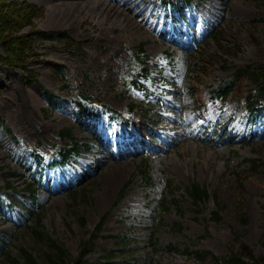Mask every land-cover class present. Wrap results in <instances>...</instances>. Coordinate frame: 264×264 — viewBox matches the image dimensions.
<instances>
[{"label":"rangeland","instance_id":"obj_1","mask_svg":"<svg viewBox=\"0 0 264 264\" xmlns=\"http://www.w3.org/2000/svg\"><path fill=\"white\" fill-rule=\"evenodd\" d=\"M25 1L44 9L35 24L54 34V40L36 44L44 62L30 64L36 73L31 85L18 72H9L11 77L0 74V192L14 202L16 212L11 216L21 218L26 212L20 204L30 200L23 191L32 181L25 167L33 161V151L49 158L55 148L71 145L62 133L66 129H74L76 142L93 145L74 115L83 96H89L133 123L163 121L159 127L164 141L180 142L168 148L158 141L163 150L148 158L154 180L149 189L137 173L140 157L113 161L96 148L77 156L73 167L83 172L94 163V177L77 187L82 195L76 200L65 191L51 195L40 190L41 233L63 244L72 259L83 249L88 251L91 263L103 262L112 251L117 259L134 258L144 264H202L184 251L209 250L225 256L236 237L264 256V137L214 148L185 136L199 135L201 126L211 132L216 123L229 121L233 132L244 133L241 122L247 115L242 101L253 82L246 75L237 79L226 104L212 103L209 94L235 71L264 65V0H191V5L180 0L194 26L200 29L206 21L216 26L199 48L185 54L161 37L160 0H138L131 10L119 5L125 0ZM62 33L73 42L65 44L59 38ZM143 56L149 57L145 63L140 60ZM136 67H145L151 77L158 73L164 77L157 86L148 84L153 96L129 86ZM46 91L60 96L63 108L50 107ZM200 108L204 118L197 116ZM182 121L189 126L179 124ZM260 133L264 136V128ZM247 159H258L259 167L245 164ZM193 181L210 194L204 206H194L186 192ZM127 183H131L127 196L113 208ZM216 209L220 222L212 220ZM107 213L98 234L95 228ZM108 235L129 240L122 244L102 237ZM2 241L6 247L0 249V264H13L11 259L23 264V251L35 264H45L46 240L37 239L29 228H16L0 213V246ZM3 251L11 253L9 259Z\"/></svg>","mask_w":264,"mask_h":264},{"label":"trees","instance_id":"obj_2","mask_svg":"<svg viewBox=\"0 0 264 264\" xmlns=\"http://www.w3.org/2000/svg\"><path fill=\"white\" fill-rule=\"evenodd\" d=\"M43 13L44 9L42 7L25 0H0V74L5 72V70L9 72L20 71L26 74L23 79L27 84L35 82L34 77L36 76V73L31 70L29 66L33 61L44 62L43 59H40V54L36 53L35 46L38 42L50 41L53 37V35H48L44 31L37 29L35 21L41 17ZM59 37L61 40L64 39L65 42L72 41L65 34H61ZM9 72L7 75H10ZM60 72V74L66 78L65 72L63 70H60ZM143 72L145 73L146 71ZM245 75L254 82L256 87L253 91L251 90L249 96L246 97L247 108L253 112L257 109L259 104L264 102V66L259 67L256 70H252L251 66L237 70L234 73V79L223 80L214 91V94L222 100L227 99L237 86L236 80L245 79ZM139 76L147 78L148 74L137 73L136 75H133L131 85L137 89L143 90V87L139 84ZM45 97L52 108L56 109L61 106L60 96L50 91H46ZM84 99L89 100L88 97H85ZM89 101L92 102V100ZM79 107L81 108L78 114V120L82 124L81 126H83L90 120L88 114H90L91 111L83 109L81 103ZM105 108L111 113L117 114L108 107ZM62 133L70 138L71 141L75 140L73 129H66ZM93 134L94 133H92V135ZM82 150L91 152L90 147L87 145L80 146L73 144L72 147L66 146V148L61 151L64 153L61 154L62 158L61 161L59 160V163L66 164L71 154H78ZM34 158L36 164L40 165L42 161L41 156L34 153ZM251 162L254 166H259L257 161L252 160ZM148 181L149 185L153 184L150 177H148ZM127 187L128 185H126L125 188L127 189ZM34 189H36L34 185H29L28 190L30 191V196H33V193L35 192ZM186 192L191 198L193 205L197 207L205 205L210 198L207 189L197 182H192L186 188ZM79 194L82 195V192L79 193V191H75L71 196L75 197L74 200H76V197ZM124 196L125 191L119 197L116 205L120 203ZM33 201L35 200L33 199ZM217 205L219 206V204ZM3 209H5L4 211H12L14 210V207L11 202L4 201L0 198V211H3ZM27 214L29 215L27 221L33 220L34 225L32 227L25 226L24 228H29L37 239L43 238L48 243V246L46 247L48 250L43 257L45 264H141L140 261L137 260H126L122 258L120 259L121 261L117 262L115 261L117 257L113 255L112 252L104 257V262L90 263L85 260L88 251L84 249L80 252L78 257L72 259L63 244L51 240L39 231V229L42 228L41 214L32 209L27 210ZM213 215V220L219 222V213L214 212ZM105 219L106 215L101 218L97 230H100L103 227ZM27 221L24 219L23 222L25 223L23 225L27 224ZM122 240L127 242L126 238H122ZM4 252L5 251L2 253L6 254L5 257L9 259L11 253L9 251H6V253ZM186 253L202 264H264V256L259 255L250 245L242 241L239 237L235 238L234 243L228 245V254L225 256H219L207 250H187ZM23 259V264H35L32 255L27 251H23ZM11 260L13 264H20L14 259Z\"/></svg>","mask_w":264,"mask_h":264},{"label":"bare ground","instance_id":"obj_3","mask_svg":"<svg viewBox=\"0 0 264 264\" xmlns=\"http://www.w3.org/2000/svg\"><path fill=\"white\" fill-rule=\"evenodd\" d=\"M137 1H138V0H125V2H124L123 4H122V3H119V5H120L121 7H124V5H126L125 9H127L128 7H130L129 10H131L132 8H135V7H132V8H131V6H133ZM97 3H98V4H103V3H102V0H97ZM139 14H141V13H138V15H139Z\"/></svg>","mask_w":264,"mask_h":264}]
</instances>
